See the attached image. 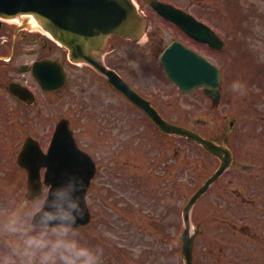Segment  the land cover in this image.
I'll return each instance as SVG.
<instances>
[{
	"label": "rangeland",
	"instance_id": "1",
	"mask_svg": "<svg viewBox=\"0 0 264 264\" xmlns=\"http://www.w3.org/2000/svg\"><path fill=\"white\" fill-rule=\"evenodd\" d=\"M239 1L249 23L240 38L239 31L236 39L232 36L231 59L223 71L218 104L212 106L210 99L200 91L182 94L177 116L180 123L209 137L228 140L235 150L231 168L195 203L190 231L198 225L194 264H264V0H213L215 5L223 6L224 14L221 15L235 18L240 17L238 9L229 7ZM235 42L241 47L233 48ZM29 47L30 44L25 45L19 61L34 58L35 54L27 50ZM210 59L225 65L218 54L211 53ZM129 64L134 66L132 61ZM155 67L152 58L151 69L155 71ZM237 81L243 84L242 91L233 88ZM77 82L74 73L73 88ZM163 86L171 92L166 88L169 85ZM44 98L50 99L47 95ZM8 103L13 104L9 99ZM6 105L4 101L3 106ZM173 107L175 109V105ZM57 108V113L64 111L63 107ZM2 119L0 108V122ZM9 125L12 127L10 122ZM5 135L11 139L6 155L10 160L20 133L13 127L0 137ZM182 150L180 186L176 184L174 174L170 176V182L147 179L144 175L147 169L134 166L118 169V175L109 172L105 187L101 178L95 177L86 198L92 219L81 229L84 234L88 232L89 242L104 248L105 264H184L180 253V236L184 228L181 194L185 202L216 164L212 158L202 159L199 148L189 142L183 141ZM119 158V165L131 164L129 160ZM1 160L0 168L5 164ZM6 163L5 175L0 180L2 216L27 193L24 173L17 166H9L8 161ZM12 198L17 202L13 204ZM131 199L141 205H134Z\"/></svg>",
	"mask_w": 264,
	"mask_h": 264
},
{
	"label": "water",
	"instance_id": "2",
	"mask_svg": "<svg viewBox=\"0 0 264 264\" xmlns=\"http://www.w3.org/2000/svg\"><path fill=\"white\" fill-rule=\"evenodd\" d=\"M0 7L7 12L31 11L33 16L45 30L49 31L56 39L70 47L71 57H84L89 59L91 50L96 49L101 38L114 23V31L123 36L139 37L143 32V19L133 9L124 6L121 0H0ZM160 9V6L157 5ZM82 34V35H81ZM167 73L179 83L181 89H191L199 84H205V92L213 95L214 100L218 98L219 74L214 66H210L199 56L193 54L182 56H170L166 61ZM153 122L166 133H176L187 137L188 140L200 143L206 151L217 155L221 161L218 169L202 184V186L191 196L184 212L185 230L183 232V254L187 264L191 261V249L193 245V235L189 234V211L197 198L207 190L215 179L225 170L232 161L231 150L224 142L217 143L213 140L202 137L197 132L186 127L174 125L161 119L154 110L146 106ZM68 134V133H67ZM60 131L53 136L51 148L59 143ZM66 145L71 146V151L63 154L76 153V146L70 134L66 137ZM49 151L48 155L21 151L19 161L27 166L28 189L29 192L40 189L41 183L38 180V166L40 163L46 165L45 182L58 181L65 172H78L83 175L88 185L92 175V169L86 167L83 158L76 156L68 158L56 154L58 152ZM58 158L60 163L54 164L52 161ZM54 157V158H53ZM35 164V166H33ZM88 212L81 218L80 223L86 222Z\"/></svg>",
	"mask_w": 264,
	"mask_h": 264
},
{
	"label": "flooded vegetation",
	"instance_id": "3",
	"mask_svg": "<svg viewBox=\"0 0 264 264\" xmlns=\"http://www.w3.org/2000/svg\"><path fill=\"white\" fill-rule=\"evenodd\" d=\"M141 6L145 8V12H147L146 4L143 3V0H139ZM194 5V3H191ZM24 29L16 32L15 43H13V35L15 28L8 26L6 24L0 23V91L3 94L7 95V86L8 83L12 80H16L15 75H12V72L2 70L1 65L10 66L17 53H19L20 45L23 43H32L33 45L42 47L48 50L49 53L45 55H38L37 58H58L64 64V68L67 73V82L65 86L58 91L52 92V95H59L64 92L66 87L69 84L71 78V70L69 66V62L65 59V50L62 47H58L54 45L52 42H49L43 36H40L36 32L33 33L31 30H27V32L23 31ZM159 30L163 33H167L172 39H179L187 44H194V40L184 35V32L179 27L173 25V23L167 22L166 25L158 26L154 25L151 27V31ZM163 36L159 38H155L154 35L149 34L147 39L143 41V51L151 54V47L155 44H162ZM14 44V52L9 54V59L3 57V53L5 54L9 47H12ZM147 47V48H145ZM116 49L110 48L108 54L106 55V62L111 63L113 60L115 63L119 62L120 54L116 52ZM113 67L112 65H110ZM114 68V67H113ZM84 79H89L90 82L94 83L97 88L100 89L99 92H88L87 96H85V100L81 96V137H79V141L81 143V147L85 150H89L95 153V156L99 158V163L101 166H115L119 162V143L121 142L120 136H124L125 140L123 142V146H125V152L130 150V161L140 163L139 159H144L145 164H148L150 167H159L164 168L163 172L166 173V163L167 157L166 154L161 153V149H156L157 146L160 145V139L154 138L152 140V129L149 117L141 111L138 107H136L132 102L125 99V97L119 92L112 90L105 83V79L102 75L95 73L94 70L84 67ZM28 82V81H27ZM89 84V83H87ZM135 88L143 94L144 97H152L156 104L161 105L163 101H161V96L158 92H152L149 90L148 86L143 88L140 85L134 84ZM102 90L108 92L110 95H100ZM85 92V88L82 90V95ZM95 94V96H94ZM69 101L65 102V108L67 110L71 109L70 97H67ZM123 101L126 103L133 113H121L120 112V102ZM36 103V102H35ZM34 103V105H35ZM33 105V104H32ZM95 106V112H90L89 110ZM95 115L97 118V123L90 124L89 123V115ZM29 119H26L28 121ZM54 117L44 126L39 123V120L36 121L39 129L45 128L44 132L49 128V126L53 123L55 124ZM52 124V125H53ZM124 124L128 126V130H124ZM51 125V126H52ZM158 132L157 129H155ZM161 134L160 132H158ZM46 137V136H45ZM43 137V138H45ZM151 147H155V149H150ZM173 151L168 152V157H173ZM177 153L178 150H177ZM98 156V157H97ZM178 171V170H177Z\"/></svg>",
	"mask_w": 264,
	"mask_h": 264
},
{
	"label": "clouds",
	"instance_id": "4",
	"mask_svg": "<svg viewBox=\"0 0 264 264\" xmlns=\"http://www.w3.org/2000/svg\"><path fill=\"white\" fill-rule=\"evenodd\" d=\"M243 87L233 83L235 90ZM86 190L82 174L65 172L0 216V264H105L104 248L81 229Z\"/></svg>",
	"mask_w": 264,
	"mask_h": 264
}]
</instances>
